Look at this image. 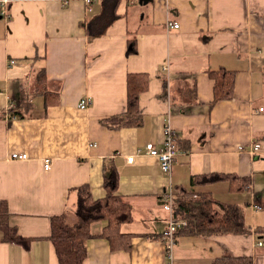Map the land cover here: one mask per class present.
<instances>
[{
    "label": "crops",
    "instance_id": "1",
    "mask_svg": "<svg viewBox=\"0 0 264 264\" xmlns=\"http://www.w3.org/2000/svg\"><path fill=\"white\" fill-rule=\"evenodd\" d=\"M102 2L89 10L84 0H11L0 14V200L7 201L10 224L32 239L25 247L4 241L0 230V264H59L52 217L73 218L79 185L88 183L95 199L106 195L104 164L115 165L117 193L133 207V220L122 228L133 235L131 247L113 250L97 221L83 264H167V178L146 151L148 142L162 146L167 125L179 144L175 191H210L222 203H237L251 227L214 234L180 229L174 264H213L225 254L264 264V235L256 232L264 227V0H120L116 20L90 37L84 24ZM169 21L180 26L170 28ZM133 37L136 51L129 53ZM221 68L234 71L233 97L209 106L215 90L209 70ZM129 73L149 76L139 95L143 121L112 129L101 119L127 110ZM45 90L58 96L46 103ZM84 96L91 98L87 108L80 107ZM11 101L23 116L4 114ZM14 152L28 158L13 159ZM210 172L247 176L251 187L191 183V176ZM254 202L263 208L254 210Z\"/></svg>",
    "mask_w": 264,
    "mask_h": 264
},
{
    "label": "trees",
    "instance_id": "2",
    "mask_svg": "<svg viewBox=\"0 0 264 264\" xmlns=\"http://www.w3.org/2000/svg\"><path fill=\"white\" fill-rule=\"evenodd\" d=\"M119 2L120 0H103L100 13L84 24L90 37L100 36L107 31V28L118 17ZM135 51L136 40L133 37L129 39V53ZM233 72L226 68L209 70L210 75L215 78L214 99L209 106H213L220 99L233 97ZM45 77V70L42 68L38 78L42 81ZM127 81V110L101 119V122L109 128L117 129L142 124L143 116L139 109V95L147 89L149 76L147 73H129ZM44 93L47 96L46 103L52 102L51 94L58 96V93L52 90H45ZM4 114L9 118H12L13 114L17 117L23 116L17 108L10 112L4 111ZM103 170L106 190L104 197L95 199L88 183L79 185L76 187L77 201L73 218L71 219L65 212L52 217L50 239L55 246L59 264H83L88 253L87 240L95 235L92 232V224L97 221L104 222L103 232L100 234L109 240L113 250H127L131 247L133 235L124 232L122 228L124 224L133 220V207L117 193L119 174L115 165L104 164ZM220 180L229 182L232 191L241 192L251 187L249 177L235 173L210 172L191 176V183L207 184ZM173 207L176 216L188 219V226L184 227L181 232L189 234L251 232L244 208L234 202L222 203L210 191L196 193L195 190L181 188L176 191ZM9 215L7 201L0 200L2 239L21 243L25 247L29 246L32 239L21 235L17 227L10 224ZM256 232L264 235V227L258 226ZM213 264H254V261L250 256L225 254L216 258Z\"/></svg>",
    "mask_w": 264,
    "mask_h": 264
},
{
    "label": "built area",
    "instance_id": "3",
    "mask_svg": "<svg viewBox=\"0 0 264 264\" xmlns=\"http://www.w3.org/2000/svg\"><path fill=\"white\" fill-rule=\"evenodd\" d=\"M11 0H0V14L6 15V6ZM85 3L88 5V9L90 10L92 8V3L94 0H84ZM140 1V0H139ZM180 26V23L178 21H169L168 27L170 28H178ZM16 61L15 59H11L9 64H14ZM163 68H166L163 66ZM91 104V98L88 96L82 97L80 101V107L81 108H87ZM14 108H17V104L15 101H11L8 105L7 110L10 112L14 110ZM12 118H17L16 115H11ZM176 134L175 130L172 128L171 125H167L164 129V139L162 146L157 147L153 142H148L146 145V151L148 154L154 155L159 159L160 162V168L162 172L164 173L165 177L167 178V183L163 190V208L166 212H168V225L164 232L163 238L166 243V249H167V256L168 261L167 264H174V255H173V248L176 245L177 242V236L180 231V229H183L184 227L188 226V219L180 216H176L174 214V202L176 197V191L174 189L173 183L171 181V173L173 168V163L175 161L176 155L179 151L178 145L176 142ZM259 147V144H255L254 149ZM140 150V149H139ZM13 159H27L28 154L27 153H12ZM134 156L128 157L129 162L134 161ZM52 166V161L50 159L44 160V168L46 170H49ZM254 210H261L263 206L259 202H254L252 204ZM262 241L259 242V244L262 245Z\"/></svg>",
    "mask_w": 264,
    "mask_h": 264
},
{
    "label": "water",
    "instance_id": "4",
    "mask_svg": "<svg viewBox=\"0 0 264 264\" xmlns=\"http://www.w3.org/2000/svg\"><path fill=\"white\" fill-rule=\"evenodd\" d=\"M140 1H143V0H140Z\"/></svg>",
    "mask_w": 264,
    "mask_h": 264
},
{
    "label": "rangeland",
    "instance_id": "5",
    "mask_svg": "<svg viewBox=\"0 0 264 264\" xmlns=\"http://www.w3.org/2000/svg\"><path fill=\"white\" fill-rule=\"evenodd\" d=\"M38 76H39V74H38Z\"/></svg>",
    "mask_w": 264,
    "mask_h": 264
}]
</instances>
